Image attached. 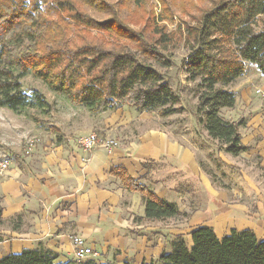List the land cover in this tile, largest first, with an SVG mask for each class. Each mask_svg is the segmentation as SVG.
I'll return each mask as SVG.
<instances>
[{"label":"crops","instance_id":"1","mask_svg":"<svg viewBox=\"0 0 264 264\" xmlns=\"http://www.w3.org/2000/svg\"><path fill=\"white\" fill-rule=\"evenodd\" d=\"M261 100L246 95L239 109L242 144L249 151L237 157L215 154L209 145L217 141L208 135L187 136L169 124V117L125 102L67 117L56 124L57 139L40 140L25 154L12 153L9 169L0 174V260L41 245L57 255V264L78 262L72 238L81 236L97 252L98 264H151L171 253L177 239L192 247L191 234L202 226L219 238L236 230L264 241V182L255 183L264 180ZM92 132L116 139L118 147L112 153L84 152L77 139ZM118 167L176 204L182 216L146 219L142 195L111 175ZM251 191L262 200L252 211L242 202Z\"/></svg>","mask_w":264,"mask_h":264},{"label":"trees","instance_id":"2","mask_svg":"<svg viewBox=\"0 0 264 264\" xmlns=\"http://www.w3.org/2000/svg\"><path fill=\"white\" fill-rule=\"evenodd\" d=\"M145 1L123 0L120 6L142 8ZM85 2L105 10L109 19L94 20L79 0H0V108L40 122L27 111L39 108L48 112L52 107L43 94L24 91L22 79L32 74L50 92L91 112L111 110L122 102L140 111L158 109L161 117L183 111L180 97L164 76L142 62L145 58L170 68L173 63L162 52L178 43L176 34L167 32L153 17L142 31H136L107 0ZM263 15L264 0H212L196 24L186 29L185 40L191 51L187 72L191 80L200 79L205 90L199 97V111L206 112V119L199 122L208 136L234 157L249 151L242 144L244 121L232 122L221 116L223 109L236 106L237 96L217 86H228L242 78L248 64L257 65L264 75V29L257 31L254 27ZM73 27L77 30L74 39ZM91 30L99 34L89 43ZM105 35L115 44L107 45ZM179 37L183 39L182 34ZM105 45L114 48L107 49ZM52 130L59 132L57 128ZM111 175L128 191L142 195L146 219L182 216L176 204L160 199L126 169L112 168ZM191 236L192 247L177 239L171 253H163L158 262L151 264H264V241L251 231L233 230L219 238L213 228L202 226ZM56 260L54 252L39 245L5 256L0 264H57ZM67 264L98 263L88 259Z\"/></svg>","mask_w":264,"mask_h":264},{"label":"rangeland","instance_id":"3","mask_svg":"<svg viewBox=\"0 0 264 264\" xmlns=\"http://www.w3.org/2000/svg\"><path fill=\"white\" fill-rule=\"evenodd\" d=\"M79 1L84 5V9L94 20L104 22L109 19L110 14L105 10L93 6L91 3L85 2V0ZM211 1L146 0L144 7L137 8L134 5L120 6L123 0H107L108 3L116 7L122 20L136 31H142L146 22L153 17L157 21V24L167 28V32L176 34L178 43L171 46L167 51L162 52V54L173 63L170 68H162L154 60H147L145 58H142V62L160 72L164 76L165 81L170 84L172 89L180 97V106L183 108V111L169 116V124L175 125L180 129V132L187 136L197 134V136L201 138H203L204 135H208L204 125L199 122L200 119H206V112L199 111V97L205 90L202 87L201 80H191L187 72V59L191 51L185 38L187 35V26H194L196 24L197 19L202 15L203 8L210 7ZM163 17L168 18L164 19ZM254 27L257 31H262L264 29V15L257 19ZM90 32L91 36L88 39L89 43L92 41L94 42V38L92 37H96L99 34L96 30H91ZM180 34L183 35L182 40H180ZM76 35L77 30L73 27L71 38L74 39ZM105 42L109 44L115 41L105 35ZM107 45H105L107 49L114 48ZM117 46L118 45H116V47ZM247 77L254 81V85L248 82ZM22 83L26 93L32 95L34 91H37L43 94L45 100L52 108L48 112L39 108H32L27 111L29 115L39 119L40 122L38 123L26 115H17L8 109L0 108V163L5 160L11 162L12 153L18 152L20 149H22V152L25 154V151H30L29 149L35 146L40 140H48L52 137L57 139V136L52 130L56 128V124H64L67 121V117L75 115L77 117H82L88 111V108L74 106L66 97H61L50 92L46 84L35 78L32 74L24 77ZM263 87L264 75L255 64H250L247 75L234 83L228 86H217V88L234 91L237 96V101L239 100V108H237L236 103L233 109H223L221 111V116L228 121H241V118H239V109L242 108L241 105L243 101H245V96L247 95L253 100L258 99L262 101L261 98L264 99V97L258 94L257 90L264 91ZM150 112L158 113V109ZM103 136L109 137L107 135ZM209 139L211 138L209 137ZM114 140L117 141L116 139ZM30 143H33V145L30 146ZM209 148L212 149L215 154H218V151L225 152L223 146L218 141L217 144L212 142ZM261 174L264 177V171H261ZM252 176L255 178L257 177L254 174ZM257 182H264V180L256 178L255 183ZM236 198L235 200H237ZM258 198L259 195H257L255 191H251L249 195L243 196L242 202L248 204L252 211L256 210L258 202L262 201Z\"/></svg>","mask_w":264,"mask_h":264},{"label":"built area","instance_id":"4","mask_svg":"<svg viewBox=\"0 0 264 264\" xmlns=\"http://www.w3.org/2000/svg\"><path fill=\"white\" fill-rule=\"evenodd\" d=\"M257 93L264 97V91L257 90ZM77 144L84 152H92L96 149L102 148L108 153H112L118 146V142L112 138L103 136L97 132H92L88 135L81 136L77 139ZM33 143H30L32 146ZM10 167V162L8 160L0 163V174L6 172ZM73 244L76 249V258L78 261H85L88 259H93L97 257V252L87 245L86 241L81 236H76L72 238Z\"/></svg>","mask_w":264,"mask_h":264}]
</instances>
